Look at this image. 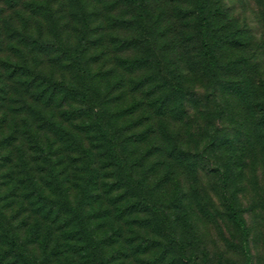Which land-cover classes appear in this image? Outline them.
<instances>
[{
	"label": "rangeland",
	"instance_id": "rangeland-1",
	"mask_svg": "<svg viewBox=\"0 0 264 264\" xmlns=\"http://www.w3.org/2000/svg\"><path fill=\"white\" fill-rule=\"evenodd\" d=\"M202 4L0 0V213L36 264H96L54 192L76 207L88 178L105 264H264V0ZM43 76L85 83L141 184L117 180L79 94L40 97ZM0 240V264H28Z\"/></svg>",
	"mask_w": 264,
	"mask_h": 264
},
{
	"label": "trees",
	"instance_id": "trees-1",
	"mask_svg": "<svg viewBox=\"0 0 264 264\" xmlns=\"http://www.w3.org/2000/svg\"><path fill=\"white\" fill-rule=\"evenodd\" d=\"M194 1L197 6V9H196L197 15H200V14L202 15L205 10L204 9L205 6L202 4L203 0H194ZM42 45H45V43H42ZM210 57H212L211 54H210ZM208 59H211V58H208ZM209 61L212 62L211 60ZM80 84H81V89L71 84L65 85L63 82L53 80L49 76H43L41 78V81L37 84V88L42 86V88L39 90L40 97L44 95V93L47 90H50L51 95H48V97H45L44 95V98H46L47 101L48 100L52 101L55 98H57V95L59 94V92L63 91L64 85L66 88L74 90L76 92L75 94L80 95L82 100L79 101L78 104L82 106L84 104L87 111L93 114V116L95 117L94 118L95 122L98 124L96 129L99 130V132H101V135H99V140L103 142L101 147L104 150L105 154L107 155V158L113 161L112 166H114L116 169L117 180L128 183L130 185L128 188L130 189H132L133 187L135 188L136 186L141 184V182L139 180H135L136 184H134V182L132 181L131 169L127 168L126 164L124 163L123 158L118 153L119 147L117 143V135H115L114 133H110L108 129L105 127V125L103 124L104 123L103 119H101L102 117H101V110L99 109V105L95 103L93 99L90 98V94L87 88L84 87L85 83L80 82ZM27 87H28L27 88L28 90L31 88L30 83L28 84ZM90 180L91 178H88V180H86L84 185L82 186L81 188L82 196L79 202L77 203L76 207H71L69 203L65 200L63 191L59 185L55 186L54 192H55L56 198L58 199L57 203L59 204V207L69 210L72 217L75 218L76 224L78 226L77 232L80 234L85 244H87V246L90 247L91 255L94 258V260H96L95 261L96 264H105L104 260L99 256V246L96 242H94L93 236L87 228L86 221L84 220L85 218L79 215L81 207L88 202L87 199H88L89 192H90V186H89ZM37 196L40 199L42 208L48 214V212L51 210V204L54 202V200L52 199L50 200L49 198L45 197L40 191L37 192ZM0 239H2V241L10 243V247H13L15 248V250L18 251V257L23 263H24V258H25V261L28 262V264H36L35 260L29 256L26 250H24L23 244L16 241L12 231H10L7 228V225L4 223V218L1 213H0Z\"/></svg>",
	"mask_w": 264,
	"mask_h": 264
}]
</instances>
